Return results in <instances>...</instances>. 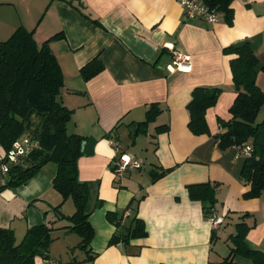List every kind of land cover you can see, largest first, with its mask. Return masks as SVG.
I'll use <instances>...</instances> for the list:
<instances>
[{
    "label": "crops",
    "instance_id": "obj_1",
    "mask_svg": "<svg viewBox=\"0 0 264 264\" xmlns=\"http://www.w3.org/2000/svg\"><path fill=\"white\" fill-rule=\"evenodd\" d=\"M231 8V23L220 13L211 24L186 18L181 0H0V41L18 27L33 31L38 45L61 34L49 48L63 73L58 98L73 111L67 132L85 139L78 177L92 189L93 235L86 252L78 247L79 235L63 228L68 220L56 218L52 207L61 205L68 215L75 207L53 188L52 162L24 184L0 191V227L12 229L18 242L29 227L55 221L48 255L60 264H253L241 255L224 259L241 221L250 227L248 245L264 252V192L243 198L250 187L239 178L244 158L233 146L220 149L214 136L227 130L219 119L231 118L236 97L230 69L235 55L223 49L248 42L264 65V0H233ZM174 52L189 56V70L168 67ZM93 59L102 69L85 80L80 70ZM256 84L264 92L261 69ZM199 86L221 88L205 112L209 132L204 134L188 127L187 104ZM152 104L159 112L141 126ZM161 125L167 129L158 131ZM109 139L119 140L143 166L116 177ZM168 168L153 179V170ZM5 176L0 174V184ZM207 182L215 185L213 208L224 215L216 230L203 203L188 191V185ZM109 211L121 216L122 224L134 216L142 219L147 235L127 248L109 244L117 230ZM34 264H46L45 258L36 256Z\"/></svg>",
    "mask_w": 264,
    "mask_h": 264
},
{
    "label": "trees",
    "instance_id": "obj_2",
    "mask_svg": "<svg viewBox=\"0 0 264 264\" xmlns=\"http://www.w3.org/2000/svg\"><path fill=\"white\" fill-rule=\"evenodd\" d=\"M210 9L222 14L225 21L231 23L233 0H202ZM61 37L57 33L38 45L33 31L18 27L9 38L0 41V146L7 151L13 142L22 137L34 140L35 146L24 156L16 158L10 165L0 191L18 187L33 177L46 163L56 165L52 178L53 188L61 194L63 200L70 198L75 210L68 215L60 206L52 207L57 219H66L69 224L63 226L79 235L78 247L89 252L93 228L89 221L91 208L89 199L92 194L88 182L78 177V160L83 155L84 137L66 129L72 110L58 98L63 86V73L56 56L49 48V41ZM225 54L235 55L230 59L233 85L236 97L229 108L231 118L219 119L227 130L215 135L220 149H226L242 143H250L252 152L245 157L239 172V178L249 183V189L243 198H256L264 192V116L257 120L264 105V92L256 84L259 65L253 48L248 42L229 45L223 49ZM102 64L93 59L84 65L80 73L88 80L100 72ZM219 87H195L187 104L189 112L188 127L194 134L209 132L205 119L206 110L213 106L220 94ZM159 108L152 104L146 112L145 120L139 124L147 125L158 114ZM167 125L157 127L164 131ZM170 169L153 170V179L163 176ZM189 196L203 203L205 216L216 201L215 185L199 183L188 185ZM107 218L117 227L109 244L121 243L125 248L131 242L147 235L142 219L134 216L127 224L115 212H107ZM51 223H40L26 230L20 241H16L10 228L0 227V264H34L36 256L49 258L48 252L54 237ZM236 232L231 235L232 246L226 262L241 255L252 260L253 264H264V252L251 248L246 241L250 228L244 221L235 224ZM94 256V255H93ZM93 256L87 261L93 260Z\"/></svg>",
    "mask_w": 264,
    "mask_h": 264
},
{
    "label": "built area",
    "instance_id": "obj_3",
    "mask_svg": "<svg viewBox=\"0 0 264 264\" xmlns=\"http://www.w3.org/2000/svg\"><path fill=\"white\" fill-rule=\"evenodd\" d=\"M183 13L186 18H202L208 23H216L219 20L220 13L215 9H210L202 0H181ZM174 59L168 66L171 70H189V56L174 52ZM109 145L115 152L112 172L116 177H121L126 171L138 169L143 166V161L135 155L127 152L119 140L109 139ZM35 146L34 140L29 137H22L13 142L7 150L0 152V174L4 175L9 171L10 165L16 162V158L24 156ZM236 156L243 158L249 157L252 152L250 143H242L233 146ZM213 230H216L224 221V215L218 214L214 208H211L206 215ZM46 264H60L57 260L47 258Z\"/></svg>",
    "mask_w": 264,
    "mask_h": 264
},
{
    "label": "rangeland",
    "instance_id": "obj_4",
    "mask_svg": "<svg viewBox=\"0 0 264 264\" xmlns=\"http://www.w3.org/2000/svg\"><path fill=\"white\" fill-rule=\"evenodd\" d=\"M263 116H264V109L260 110V112H259V114L257 116V120H261ZM147 167L148 166L146 165L145 168L147 169Z\"/></svg>",
    "mask_w": 264,
    "mask_h": 264
},
{
    "label": "water",
    "instance_id": "obj_5",
    "mask_svg": "<svg viewBox=\"0 0 264 264\" xmlns=\"http://www.w3.org/2000/svg\"><path fill=\"white\" fill-rule=\"evenodd\" d=\"M84 144H85V141H82V150H83V148H84Z\"/></svg>",
    "mask_w": 264,
    "mask_h": 264
}]
</instances>
